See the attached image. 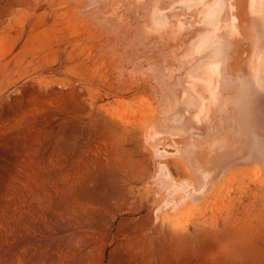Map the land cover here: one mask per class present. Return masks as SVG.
Masks as SVG:
<instances>
[{
  "label": "rangeland",
  "instance_id": "rangeland-1",
  "mask_svg": "<svg viewBox=\"0 0 264 264\" xmlns=\"http://www.w3.org/2000/svg\"><path fill=\"white\" fill-rule=\"evenodd\" d=\"M64 1L0 0V264H264V175L163 207L152 82L97 60Z\"/></svg>",
  "mask_w": 264,
  "mask_h": 264
},
{
  "label": "bare ground",
  "instance_id": "bare-ground-1",
  "mask_svg": "<svg viewBox=\"0 0 264 264\" xmlns=\"http://www.w3.org/2000/svg\"><path fill=\"white\" fill-rule=\"evenodd\" d=\"M63 6L85 25L79 38L97 60L132 81L152 82L156 114L145 138L163 207H197L239 174L264 175V0H65ZM175 160L188 178L172 174Z\"/></svg>",
  "mask_w": 264,
  "mask_h": 264
}]
</instances>
